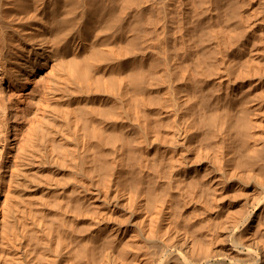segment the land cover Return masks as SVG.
Here are the masks:
<instances>
[{"label":"rangeland","instance_id":"374dc122","mask_svg":"<svg viewBox=\"0 0 264 264\" xmlns=\"http://www.w3.org/2000/svg\"><path fill=\"white\" fill-rule=\"evenodd\" d=\"M5 1L8 3L6 5H10L12 0ZM74 1L57 0L52 5L50 0H37L24 8L25 14H22L21 20L14 15L15 11L10 10V15L0 20V86L3 89L0 94V264H110L109 252L124 264H136V253L132 252L135 246L126 239L113 244L109 232L103 239L91 234L90 224L97 225L99 212L105 210L102 198L98 200L95 196L91 202H82L80 212L75 211L76 186L90 182L94 195H97V191L100 195L108 190L107 179L118 171H115L118 166L112 162V158H120L114 148L127 141H131V147L137 146L133 124L127 130L112 123L105 124L111 115L120 112V107L133 120L138 111L140 120L146 122L151 133L157 134L160 140L152 143L150 152L145 154L148 167L151 165L152 172L160 162L167 167L162 160V143L166 142L167 130L174 116H170L168 109V116H161L159 106L164 103L167 106L164 108H168L166 99L171 95L179 99L185 97L188 91L182 77L185 63L176 66L173 75L165 73V52L162 49L157 50L158 55L153 54L142 62H134L132 50L129 49L127 56L113 63L107 51L112 44L113 30L107 29L104 22L89 23L83 20L81 4ZM139 1L125 0L124 3L126 21L134 24L137 19L138 30L132 35L140 37L147 31L156 39L162 18L157 10L158 5H147L142 11L131 13L134 4ZM180 1H168L171 7L167 21L169 41L173 40V37L170 38L173 32L176 37L180 33L176 29L180 20L185 22V0ZM85 14L91 17L88 11ZM133 15H136L134 19ZM54 19L58 20V25L48 22ZM92 20L95 21V18ZM45 21L47 27H43ZM94 24L96 29L92 33ZM33 26H42V29L23 38H19L14 30L35 28ZM77 27L91 41L78 53L81 62L89 56L98 55L106 61L98 70L93 72L92 69L84 74L79 87L68 82L67 74V66L74 58L68 40ZM21 34L27 35L28 31ZM21 45L27 49L32 46L39 52L46 48L49 56L44 58L38 55L33 71L24 69L29 63L27 52L19 49ZM135 68L138 71L133 70ZM24 70L27 73L18 77L17 71ZM9 72L14 73L12 79L5 77ZM133 73L138 76L136 85L133 84ZM90 91L95 93L90 94ZM77 94H82L79 102ZM256 100L259 98L256 97ZM73 107L77 108L75 123L69 120ZM179 108L185 111L184 105L181 104ZM65 113L68 114L66 118ZM194 115L197 114L193 111L187 113L195 128L200 129L201 122ZM84 137L89 141L87 150L81 148ZM231 139L232 129L221 118L216 123L213 141L210 140V133L199 132L195 137H190L189 145L194 151L204 145L210 154H215L220 148L221 155L230 156L229 160L223 158L224 165L228 166L229 163L233 164L232 157L241 155L235 145L230 146ZM190 156L195 158V154ZM101 157L104 158L103 164ZM140 158L141 154L133 150L122 164L126 167L127 160L137 161ZM120 174L124 176L126 173L118 172L108 190L107 197L111 202L113 189L120 184ZM151 185L154 183L151 182ZM151 185L142 193L147 200L144 216L136 217L128 224L124 221L126 211L123 208L132 207L139 211L132 196L138 190L133 185L130 188H122L121 185L116 212L110 224L115 221L133 228L143 217L152 218L158 205L169 202L177 207L182 199H185V217H188L192 209L190 205L205 197L196 180L192 179L174 184H169L165 179L152 188ZM223 207L226 209L228 206ZM86 216L90 219L87 220ZM131 233L129 231L128 237ZM20 240H23L24 246L16 249L14 244ZM151 250L143 245L139 253L143 255Z\"/></svg>","mask_w":264,"mask_h":264},{"label":"bare ground","instance_id":"6f19581e","mask_svg":"<svg viewBox=\"0 0 264 264\" xmlns=\"http://www.w3.org/2000/svg\"><path fill=\"white\" fill-rule=\"evenodd\" d=\"M50 1L54 5L57 0ZM168 1L141 0L132 8L131 13H137L147 5H158L157 10L162 18L156 39L147 31L140 37L132 35L138 30L137 19L134 24L126 21L125 0L74 1L81 4L83 20L89 23L104 22L107 29L113 30L112 44L107 50L113 63L127 56L129 49L132 50L134 62H142L153 54L158 55L157 50L162 49L165 52V73L173 75L176 66L185 63L182 77L188 90L183 99L175 95L167 98L168 108L160 103L159 114L168 116L169 110L170 116L174 118L168 127L166 142L162 143V160L165 166L167 163V167L160 162L154 172L151 165L148 167L149 161L145 154L150 152L152 143L160 140L157 134L151 133L150 126L140 120L138 111L135 112V120L128 117L122 107L120 112L108 118L106 125L112 123L125 130L133 124L137 146L131 147V141H127L114 148L120 158H112V162L118 166L115 165V171H118L107 179L108 190L118 172L126 174L119 175L120 184L113 189V202L107 197L108 190L100 195L99 191L97 195L92 194V184L88 182L81 187L76 186L78 205L75 211L80 212L82 202H91L95 196L98 200L102 198L105 210L99 212L97 225L90 224L91 234L103 239L109 232L113 244L126 239L135 246L132 252L136 253V264H264V0H185V22L180 20L179 26H176L180 33L176 37L173 32L171 41L168 39L167 21L171 8ZM31 2L35 4L37 0H12L10 5L0 0V20L10 15L9 10L15 11L14 15H18L21 20L22 14H25L24 8ZM180 10L183 15L182 8ZM87 11L91 17L85 14ZM135 17L132 16L133 19ZM48 22L58 25L57 19ZM47 26L45 21L43 27ZM33 27L14 30L19 38H23L42 29V26ZM95 29L94 24L91 32ZM25 30L28 34H21ZM68 41L74 56L72 63L67 66L68 82L79 87L84 74L92 69L93 72L98 70L106 61L98 55L89 56L81 62L78 53L91 41L80 27ZM19 49L27 52L29 65H25L24 69L29 68L30 71H33L38 55L44 58L49 56L45 52L46 48L39 52L32 46L27 49L21 45ZM133 70L138 71V68ZM17 73L19 77L27 71ZM13 75L9 72L5 77L12 79ZM133 75V84L136 85L138 76ZM2 92L0 86V94ZM76 97L79 102L82 94ZM181 104L185 106V111L179 108ZM189 111L197 114L194 118L201 122L200 129H196L193 120L187 117ZM64 116L66 118L68 114ZM221 118L232 129L230 146L235 145L241 152V155L231 158L233 164L229 163L228 166L224 165L223 158L229 160L230 156L221 155L220 148L215 154H210L204 145L197 151L189 145L190 137H195L199 132L210 133V140L213 141L216 123ZM76 119L77 108L73 107L69 112V120L75 123ZM88 144V139L84 137L81 141L82 150H87ZM133 150L140 153L141 158L137 161L126 159L128 164L125 167L122 162ZM192 154H195V158H191ZM100 161L103 164L104 158L101 157ZM165 179L169 184L196 180L205 194L202 200L190 205L192 209L188 217H185V199H182L177 207L169 202L158 205L152 218L143 217L133 228L115 221L110 224L116 212L121 185L122 188L133 185L138 190L132 195L136 199L138 212L132 207L125 209L121 206L126 211L124 221L128 224L136 217L144 216L147 203L146 196L142 194L144 190L150 187L151 182L154 183L152 188ZM224 205L228 207L224 209ZM76 217L79 218V214ZM86 219L90 217L86 216ZM129 231L132 233L128 237ZM23 243L20 240L14 247L18 249L20 245L24 246ZM143 245L152 250L142 255L139 248ZM108 257L110 264H124L112 252H109Z\"/></svg>","mask_w":264,"mask_h":264}]
</instances>
